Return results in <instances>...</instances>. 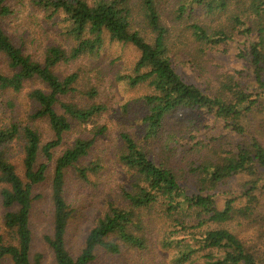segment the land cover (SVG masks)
Masks as SVG:
<instances>
[{"label":"trees","instance_id":"16d2710c","mask_svg":"<svg viewBox=\"0 0 264 264\" xmlns=\"http://www.w3.org/2000/svg\"><path fill=\"white\" fill-rule=\"evenodd\" d=\"M22 6L58 26L70 48L49 44L41 55L29 53L25 34L17 41L4 28L17 17L19 31ZM242 37L255 39L239 56L250 73L210 74L199 88L178 72L183 53L206 76L211 67L205 58ZM107 40L134 48L137 57L119 80L149 93L138 101L141 130L118 136L114 156L127 179L102 202L74 258L67 248L76 212L68 176L92 184L102 165L91 156L107 127L93 128L91 137L75 139L59 156L57 149L75 127L101 118L106 106L96 102L94 87L76 100L79 74L62 77L56 69L98 56ZM0 58L6 66L1 92L20 93L31 81L45 86L28 95L35 107L30 123L0 128L1 198L10 236L0 239V264H43V255L31 257L30 223L34 190L48 180L53 228L44 240L55 264H93L100 252L156 250L169 254L170 264H264V0H0ZM202 115L220 121L224 132L201 127ZM40 123L48 125L49 140ZM14 142L23 145V175L7 156ZM238 177L244 178L238 195L225 190Z\"/></svg>","mask_w":264,"mask_h":264},{"label":"rangeland","instance_id":"374dc122","mask_svg":"<svg viewBox=\"0 0 264 264\" xmlns=\"http://www.w3.org/2000/svg\"><path fill=\"white\" fill-rule=\"evenodd\" d=\"M27 2V1H26ZM27 4V3H26ZM23 7V6H22ZM22 14L18 16L21 27L16 30L18 24L17 17H13L4 23V28L8 34L15 40H19L22 34H25L24 40L27 51L35 56L44 53V48L49 44H60L69 49L70 39L62 34L58 26L47 23L40 14L29 6L23 7ZM17 33V34H16ZM255 41L253 37H242L235 42L222 46L214 51L205 59L208 60L210 70L206 76L203 75L194 63L189 61V57L181 54L178 64V72L191 84L199 88L206 87V78L215 74L228 73L235 71H244L250 73L252 68L249 62L240 55L245 56L251 43ZM180 56V55H179ZM137 53L131 46H123L118 43H111L107 40L98 56L81 57L68 65H60L56 72L65 77L69 74H79V92L76 94V100L82 99V92L91 87L96 88L98 97L96 102L106 106V112L102 117L87 126H77L65 137L63 146L57 149V156L63 152L67 146H70L75 139L79 137H91L93 128L106 126L107 134L97 141L92 153L91 159L99 161L102 170L97 176L91 177L92 184L86 185L76 178L72 172L68 176V200L76 208V212L71 220L67 233V248L71 255L76 258L81 253L84 238L90 229L93 219L98 209L102 208V202L108 200L114 192L126 181L121 168L115 159L116 144L121 132L136 133L141 130V117L143 108L138 101L144 95L149 93L147 87L129 88L119 77L128 72V69L135 61ZM0 69L6 71L4 61L0 58ZM251 88H255L252 79H245ZM254 86V87H253ZM35 89H45V86L38 81L26 83L25 88L20 93L13 91H0V128L9 126L10 122L21 124L30 123V117L34 112V105L28 98L29 93ZM84 89V90H83ZM201 127L210 126L213 135L220 134L223 124L211 116L202 115L199 119ZM43 137L50 139V131L46 123L37 125ZM7 156L16 166L20 175H23L22 158L23 145L20 142H14L7 147ZM53 163L49 164V170L52 173ZM243 177H238L230 182L225 190L236 193L239 184L244 181ZM51 182L48 180L43 185L37 186L34 190L38 199L34 202L31 213V231L33 244L31 257L43 255V264H55V258L52 250L44 240L46 235L52 234V205L50 200ZM0 186V239L5 242L10 238L9 231L5 228L4 217L6 210L2 204ZM230 196L227 195V198ZM169 254L156 250L152 253H138L123 251L120 256H111L100 252L97 260L93 264H170ZM5 264H11L5 261Z\"/></svg>","mask_w":264,"mask_h":264}]
</instances>
